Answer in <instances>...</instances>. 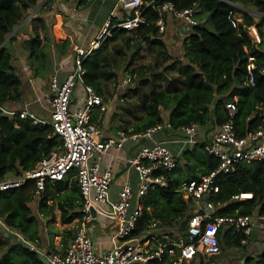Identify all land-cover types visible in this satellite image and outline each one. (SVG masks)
<instances>
[{
	"label": "trees",
	"instance_id": "1",
	"mask_svg": "<svg viewBox=\"0 0 264 264\" xmlns=\"http://www.w3.org/2000/svg\"><path fill=\"white\" fill-rule=\"evenodd\" d=\"M56 1L45 0L40 4V0H0V103L20 107L24 106L27 97L26 88L30 81L24 77L22 67L17 63L13 42L18 41L20 47H25V59L31 75L45 78L49 83L58 67L54 66L56 58H64L67 52H72L70 40L56 37L47 15L57 13ZM90 1L77 0V5H86ZM166 1L169 0H155V5L158 7ZM170 1L179 10L195 4L199 8L196 12L198 24L182 39L179 54L172 53L165 37L166 30L163 33L159 31L160 11L150 5L144 12L146 23L134 29H114L112 36L84 61L85 81L97 89L105 101L121 79V71L134 75L132 80L137 85L125 94H142L144 115L133 123L131 132H142L163 124L164 128L181 134L184 125L195 122L200 126V141L179 152L174 169L159 172L167 177V186L150 189L142 198L144 212L137 229L130 236L142 234L154 219L160 220L164 227H173L172 233L178 230L186 234L189 219L197 205L178 189L185 180L200 179L219 166V158L206 148L210 137L205 131L217 128L229 119L228 101L237 104L235 126L239 134L245 135L250 130L264 127V39L257 42L250 34L253 26L262 24L249 12L242 13V21L237 26L230 19L231 13L239 11L234 5L238 2L264 14V0ZM35 8L37 11L27 19ZM125 12L124 18L131 16ZM168 14L173 16L172 12H165V22ZM176 21L182 26L180 19L176 18ZM28 27L27 36L19 37L20 32H26ZM260 32L264 36L261 29ZM145 48L155 51V62L148 66H134ZM250 63L255 65L254 84L248 79ZM97 116L94 114L93 121L100 125ZM124 128L129 129L127 126ZM203 128L206 129L203 131ZM62 144V138L50 125L35 123L31 117L19 114L2 115L0 182L34 169L43 157ZM216 183L219 191L212 192L208 199L216 205L218 214L258 212L264 215V161L240 162L234 171L219 173ZM36 187L35 180L29 179L21 186L0 191V214L27 240L40 245L44 227L42 219H47L49 224L54 222L56 208L62 212L63 223L82 217L83 198L76 169L70 170L64 180H47L45 189L39 194ZM240 192H253L254 196L234 199V195ZM220 236L223 250L241 247L248 238L243 233L231 231L220 233ZM0 264L44 263L35 251L13 242L0 231ZM150 264L161 263L154 260ZM243 264H264V251L257 257H248Z\"/></svg>",
	"mask_w": 264,
	"mask_h": 264
},
{
	"label": "built area",
	"instance_id": "2",
	"mask_svg": "<svg viewBox=\"0 0 264 264\" xmlns=\"http://www.w3.org/2000/svg\"><path fill=\"white\" fill-rule=\"evenodd\" d=\"M119 1L121 8L133 11V15L115 22L108 19L99 34L86 46L75 45L74 64L62 83H59L58 72L52 75L45 97L50 104V118L40 117L33 112L30 108L31 101L20 107L0 103V117L15 114L31 117L35 123L52 126L63 140V144L43 157L34 169L0 182V191L21 186L33 179L39 194L45 189L47 180H64L70 170L78 171L83 215L73 224L75 232L64 251L40 249L36 243L27 240L18 230L8 225L0 214V231L35 251L44 264H150L154 260L165 259L166 256L171 264H186L199 254L205 259L219 255L222 252L220 233L231 231L248 237L255 227L264 229L263 214L254 212L247 215H220L216 205L208 199L212 192L219 191L216 183L219 173L234 171L240 162L264 161V127L250 130L245 135L239 134L235 126L238 107L235 101H228L229 119L209 135L210 141L206 145L209 153L219 158V166L200 179L185 180L178 189L186 199L192 198L197 205L189 219L186 234L174 233L175 231L172 233L170 229L162 228L160 220L154 219L142 234L130 236L137 229L144 212L142 198L150 189L167 186V177L159 172L174 169L178 154L164 141L154 139L157 132L165 127L163 124L149 127L142 132L120 129L116 136H103L99 124L93 121V115L97 109L101 112L107 111L108 105L104 96L85 81L84 61L112 36L114 29H134L141 23H146L144 12L150 5L160 11L157 24L161 33L166 30L164 13L169 11L182 21V31L189 34L198 24L196 12L199 8L195 4L179 10L170 0L158 7L155 0ZM230 19L235 26L240 21L233 13ZM253 27L258 33L256 27ZM254 66V63L248 65V79L252 84ZM132 78V75H128L125 82ZM199 133L198 123L184 125L181 130L183 146L199 142ZM130 139H149L154 144L142 146L129 159V166L137 172V186L135 187L128 176L120 187L118 196L114 197L111 191L112 169L103 164V159L113 147L121 149ZM253 196V192H240L234 195V199H249ZM97 209L115 216V237L121 240L104 253L97 251L89 232V225L98 218L95 213Z\"/></svg>",
	"mask_w": 264,
	"mask_h": 264
},
{
	"label": "crops",
	"instance_id": "3",
	"mask_svg": "<svg viewBox=\"0 0 264 264\" xmlns=\"http://www.w3.org/2000/svg\"><path fill=\"white\" fill-rule=\"evenodd\" d=\"M56 3L55 7L58 8V11H56L57 13L50 12L47 13V15L53 26L55 23L58 24L60 35L55 33V29L53 28L56 37L61 40L69 39L71 43L69 47L72 51L67 52L64 58L57 57L54 62V66H58L55 73L58 72L60 77L64 79L74 64V46H86L90 40L99 34V31L108 19H114L115 21L124 19L123 16L127 10L121 8L119 0H91L88 4L82 6L77 5V0H57ZM235 4L236 3H234V5ZM36 11V8L31 10L27 19H29ZM108 12L109 14L107 16ZM127 13L128 16L133 15V11H127ZM236 14L239 16L238 19L240 20L242 18V14L240 15L239 11H237ZM110 15L111 17H109ZM166 22L167 29L165 37L168 40L170 47H178L177 42H180L181 45V41L187 33L182 31L181 24L170 14H168ZM25 31L26 32H20L19 37L27 36L29 27ZM19 43L20 42L18 41L13 42L17 48V63L21 65L24 77L30 81V85L26 88L27 97L25 98V103L27 101H31V106H35L36 109L40 111V117L47 118L48 115L50 117V104L45 98L49 89L46 90L47 85H45L44 79L31 75L25 59L27 51L25 47H20ZM106 103L109 110L110 104L107 101ZM108 110L101 112L97 109L94 114H98L97 118L100 121L99 126L102 129L103 136H116L120 130L118 128L119 125L114 127V123H112L109 118L107 121V115L104 117ZM162 130L157 132L154 139L162 141L170 139L173 149L175 150L174 152L179 154L184 147L181 134L178 131H171L169 128H164ZM146 142L147 141L140 142L130 139L121 149L113 147L110 153L104 156L103 164L110 166L113 173L111 191L114 197L118 196V191L128 176H130L135 187L137 186V172L129 166V159L137 154L141 147L146 145ZM35 211L38 213L36 206ZM61 213V210L56 208V219L50 224L47 219H42L44 224L41 231L42 241L40 242V245L37 244L40 249H61L64 251L67 248L75 232L73 224L80 219V217H76L72 222L63 223L61 221ZM95 213L98 218L94 223L89 225V232L93 237L97 251L99 253H104L106 250L112 248L116 243L121 242V240L115 237L117 230L115 216L99 209L95 210ZM162 228L170 229L171 231L173 230V227L162 226ZM176 232H178V230L174 233ZM12 241L17 244H21L17 241ZM225 249L223 250L222 248V252L219 255H213L207 257V259L203 258L199 254L192 261L186 264H243L248 257H257L264 251V229L255 227L250 236H248L246 241H244L243 246L229 248L228 254H224ZM37 255L40 257L39 254ZM165 259L158 261H160L161 264L170 263L168 256H166Z\"/></svg>",
	"mask_w": 264,
	"mask_h": 264
},
{
	"label": "rangeland",
	"instance_id": "4",
	"mask_svg": "<svg viewBox=\"0 0 264 264\" xmlns=\"http://www.w3.org/2000/svg\"><path fill=\"white\" fill-rule=\"evenodd\" d=\"M43 1L44 0H40V2H43ZM235 6L239 10L240 15L243 12H249L255 16V20L258 23L262 24L260 27L259 26L256 27V30L258 31V33H256L255 28L252 27L250 30V34L252 35L254 40H256L257 42H260L261 40H263L264 36L261 35L260 29L264 33V14H261L258 11H256V9H254L253 7H247L246 5H244L240 2L236 3ZM108 14H109V12L107 13V16H108ZM109 17H111V15ZM236 17L239 18V16L237 14H236ZM240 20L242 21V18ZM53 28L55 29V33H58L60 35L59 27H58L57 23H55ZM9 38H10V36L7 39H9ZM177 43H178V47H173V48L171 47L172 53L174 55L179 54V52H180V42H177ZM15 49L17 50L16 46H15ZM155 60H156L155 51H153L152 49H149V48H145V49H143V52H141V54L136 58V62H135L134 66H136V67L148 66L150 64H153L155 62ZM174 70H173V72H176V70L175 71ZM58 75L60 78L59 83H62L63 78L60 77L59 73H58ZM128 75H131V73L129 71H127V72L121 71L120 72V78L121 79L119 80L118 83H115V87L113 88V93L109 94V99L107 100V102L110 104V109L108 110V112L105 114L104 117H106V115H107V117H106L107 121L109 118V120H111L112 123H114V127H117L119 125L118 126L119 129L126 130L124 128V126H127V127H129V129L127 131H130L132 129L131 127H132L133 123L139 117L144 115V110H143L144 102H143L142 94H138V93L135 94L132 92H130V94H125L129 89H133L137 85V84L135 85V83L133 81L134 78H132L133 80L131 79L129 82H125V79H127ZM173 75H176V73H174ZM133 77H134V75H133ZM42 79L45 80V85H47L46 90H48L49 89V80H47L45 78H42ZM29 85H30V82L27 86H29ZM78 92H80V90ZM109 101H111V102H109ZM30 108L36 114H38V115L40 114V111L37 110L35 106H31ZM46 116H47V114H46ZM47 118H50L49 115L47 116ZM205 129L203 128V131ZM215 130H216V127H212V129L205 131V132L207 133V135H211ZM162 132H163V130H162ZM200 132H201V130H200ZM170 141L171 140L169 139L167 141H164V143L166 145H168L173 151H175L173 149V145ZM145 144L146 145H153L154 141H147ZM228 250H229V248H226L224 254H228L229 253Z\"/></svg>",
	"mask_w": 264,
	"mask_h": 264
},
{
	"label": "clouds",
	"instance_id": "5",
	"mask_svg": "<svg viewBox=\"0 0 264 264\" xmlns=\"http://www.w3.org/2000/svg\"><path fill=\"white\" fill-rule=\"evenodd\" d=\"M231 2V1H230ZM42 2H40V4H41ZM236 15V14H235Z\"/></svg>",
	"mask_w": 264,
	"mask_h": 264
}]
</instances>
